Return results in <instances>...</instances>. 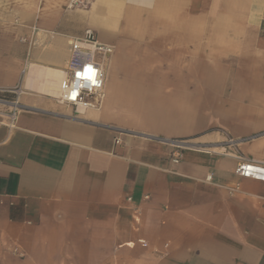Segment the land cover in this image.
<instances>
[{"label":"crops","instance_id":"0c3cea01","mask_svg":"<svg viewBox=\"0 0 264 264\" xmlns=\"http://www.w3.org/2000/svg\"><path fill=\"white\" fill-rule=\"evenodd\" d=\"M72 1L0 0V264H264V0ZM85 27L116 51L75 115L45 83Z\"/></svg>","mask_w":264,"mask_h":264},{"label":"built area","instance_id":"2783aa9c","mask_svg":"<svg viewBox=\"0 0 264 264\" xmlns=\"http://www.w3.org/2000/svg\"><path fill=\"white\" fill-rule=\"evenodd\" d=\"M75 1L73 0L72 3ZM107 48V45L99 41L90 28H86L81 35L71 38L69 42L66 73L58 82L55 97L59 103L69 106L75 115L78 114L79 107L86 108L99 102L98 94L104 84L99 57L108 51ZM86 68L94 70L95 83L85 78ZM16 92V89H0V104L8 105L10 108L0 109V118H6L9 126L14 125L18 105L16 97L13 98L10 95H16ZM234 171L239 176L264 182V163L262 162L241 158L236 163Z\"/></svg>","mask_w":264,"mask_h":264},{"label":"rangeland","instance_id":"374dc122","mask_svg":"<svg viewBox=\"0 0 264 264\" xmlns=\"http://www.w3.org/2000/svg\"><path fill=\"white\" fill-rule=\"evenodd\" d=\"M91 3H92L91 0H77V2L75 1V2L72 3L71 8H75L76 4H78V8H83L84 10H88V8L91 5ZM149 14L150 13H148V12L143 13V17L141 15L140 16H138V15L125 16V18L119 17L117 19V22L115 23V25H116L117 28L122 29L123 26H124V20H125L126 25L128 24L129 26H138V27L140 26V27H143L147 23H154L155 22V18H151ZM86 28L92 29L91 27H85L84 29H86ZM95 34H96V36H98L97 32ZM104 34L105 33L102 30V35L104 37H107ZM133 35H134V37H133ZM138 35L139 34H136V33L135 34L129 33L127 35L124 34L118 40H124V41H126V40H128V41L137 40L138 41L139 40L138 37H135V36H138ZM100 36H101V32H100ZM103 43H105L107 45L108 49H109L107 51V53L112 55L116 51V49L114 47L115 46L114 44H108L106 42H103ZM124 51L126 52V54H124ZM140 52H141V50L139 48H137V49H126V50H119L117 52L118 53L117 55L118 56H125L126 55V56H129V57H132V56L133 57H139L140 56ZM108 58H109V56H108ZM108 58H107V61H108ZM99 106H101V104ZM100 108L101 107H99V109ZM79 115H81V114H79Z\"/></svg>","mask_w":264,"mask_h":264},{"label":"bare ground","instance_id":"6f19581e","mask_svg":"<svg viewBox=\"0 0 264 264\" xmlns=\"http://www.w3.org/2000/svg\"><path fill=\"white\" fill-rule=\"evenodd\" d=\"M106 50H109V49L107 48ZM108 56H109V53L105 52V54H101V56L99 57L100 58V61L99 62H100V65H101V69L103 71L104 80H105V73H106V60H107ZM46 73H49V69H46ZM58 74H60V75L62 74L63 75L62 72L61 73H58ZM58 76L59 75H57L55 79H58ZM57 83H58L57 80L56 81L53 80L51 82L45 83L46 84L45 85V87H46L45 90L48 91V92H50V93L54 92V90L57 87L56 86ZM55 94H56V92H55ZM98 97H99L98 104H91V105H89L86 108L85 107H79L78 108V114L77 115L82 114L83 112H85L88 109H95V110H97V109H99V107H101L99 105L101 104L102 100L105 97L104 84H103V88L101 89V91L98 94Z\"/></svg>","mask_w":264,"mask_h":264},{"label":"snow or ice","instance_id":"6c2138e0","mask_svg":"<svg viewBox=\"0 0 264 264\" xmlns=\"http://www.w3.org/2000/svg\"><path fill=\"white\" fill-rule=\"evenodd\" d=\"M84 75L86 79L91 80L93 83H95V78H94V70L92 68H86L84 70Z\"/></svg>","mask_w":264,"mask_h":264}]
</instances>
